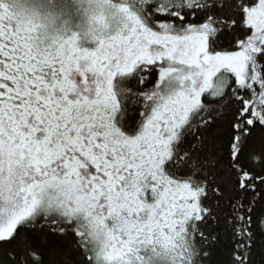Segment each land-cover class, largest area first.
Instances as JSON below:
<instances>
[{
	"label": "snow or ice",
	"instance_id": "obj_1",
	"mask_svg": "<svg viewBox=\"0 0 264 264\" xmlns=\"http://www.w3.org/2000/svg\"><path fill=\"white\" fill-rule=\"evenodd\" d=\"M95 46L0 0V264H264V0H130Z\"/></svg>",
	"mask_w": 264,
	"mask_h": 264
},
{
	"label": "clouds",
	"instance_id": "obj_2",
	"mask_svg": "<svg viewBox=\"0 0 264 264\" xmlns=\"http://www.w3.org/2000/svg\"><path fill=\"white\" fill-rule=\"evenodd\" d=\"M14 19L37 27L49 42L75 36L82 47H92L123 30L128 21L120 10L130 0H3Z\"/></svg>",
	"mask_w": 264,
	"mask_h": 264
}]
</instances>
